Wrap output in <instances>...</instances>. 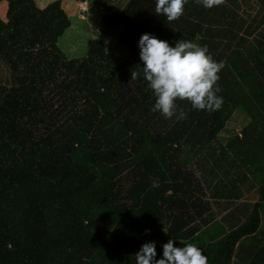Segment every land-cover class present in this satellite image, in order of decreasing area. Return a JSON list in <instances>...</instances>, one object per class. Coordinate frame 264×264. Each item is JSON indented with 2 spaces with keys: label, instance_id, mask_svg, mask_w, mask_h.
I'll list each match as a JSON object with an SVG mask.
<instances>
[{
  "label": "trees",
  "instance_id": "16d2710c",
  "mask_svg": "<svg viewBox=\"0 0 264 264\" xmlns=\"http://www.w3.org/2000/svg\"><path fill=\"white\" fill-rule=\"evenodd\" d=\"M87 1L85 15L113 6L99 26L121 30L127 57L98 37L68 59L55 47L71 25L61 0H0V264H135L144 243L159 260L170 239L196 244L208 264H264V0L249 20L237 0H188L170 23L156 0ZM145 33L223 61L221 108L177 101L171 119L153 113L142 73L131 80ZM232 119L243 128L224 140ZM213 202L232 207L219 214Z\"/></svg>",
  "mask_w": 264,
  "mask_h": 264
},
{
  "label": "clouds",
  "instance_id": "9594fccd",
  "mask_svg": "<svg viewBox=\"0 0 264 264\" xmlns=\"http://www.w3.org/2000/svg\"><path fill=\"white\" fill-rule=\"evenodd\" d=\"M188 0H156L155 13L166 17L168 23L178 20L184 14ZM206 9L225 4V0H195ZM197 39H199L197 37ZM138 47L143 62L141 72L132 71L131 80L143 76L147 90H152L155 103L153 113L159 112L164 118L176 115L177 101H186L196 110L213 112L221 108L223 98L217 93L222 89L218 75L225 67L223 61L216 62L209 54L208 47L191 41L179 40L172 47L167 41L155 36L142 34ZM179 119H187L180 109ZM159 182L153 181L151 187L158 188ZM146 234L150 230H145ZM170 239L163 245V258L157 260L155 242L144 243L135 253V264H208V258L194 243L175 247Z\"/></svg>",
  "mask_w": 264,
  "mask_h": 264
},
{
  "label": "rangeland",
  "instance_id": "374dc122",
  "mask_svg": "<svg viewBox=\"0 0 264 264\" xmlns=\"http://www.w3.org/2000/svg\"><path fill=\"white\" fill-rule=\"evenodd\" d=\"M55 0H35L40 8H45L48 4ZM64 8L71 20V25L66 29L64 35H62L55 44L57 50L66 58H81L85 57L90 44L94 39L101 37L105 38L106 47L109 53H114L118 56L127 57L129 55V48L119 43V36L121 30H107L100 28L99 20L103 13H107L112 10L113 6H99L98 8L91 9L87 15L83 14V19L78 14V3L77 0H61ZM238 9L243 17L249 20V17H255L259 15L260 8L256 4L255 0H237ZM106 8V9H104ZM7 4L0 3V18L7 21L6 18ZM119 44V45H118ZM8 70L0 61V82L7 76ZM243 128L241 119H232L227 125V131L221 135L222 139L229 138L232 131L240 132ZM245 195H248L247 202L253 204L256 200L257 195L250 191H245ZM213 207L216 212L223 214V209L231 208V203L225 202L220 203V207H217L213 202ZM226 211V210H225Z\"/></svg>",
  "mask_w": 264,
  "mask_h": 264
},
{
  "label": "built area",
  "instance_id": "2783aa9c",
  "mask_svg": "<svg viewBox=\"0 0 264 264\" xmlns=\"http://www.w3.org/2000/svg\"><path fill=\"white\" fill-rule=\"evenodd\" d=\"M89 8H90V6H89V3L87 0L79 1L78 2V9H77L79 16L87 13L89 11ZM80 17L82 18V16H80Z\"/></svg>",
  "mask_w": 264,
  "mask_h": 264
},
{
  "label": "crops",
  "instance_id": "0c3cea01",
  "mask_svg": "<svg viewBox=\"0 0 264 264\" xmlns=\"http://www.w3.org/2000/svg\"><path fill=\"white\" fill-rule=\"evenodd\" d=\"M1 3H6L7 4V10H8V3L7 2H1ZM6 14H7V12H6Z\"/></svg>",
  "mask_w": 264,
  "mask_h": 264
}]
</instances>
